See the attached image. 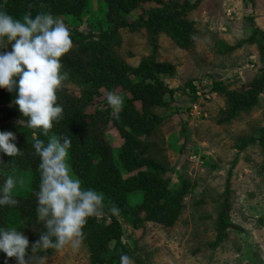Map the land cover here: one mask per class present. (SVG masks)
<instances>
[{
	"label": "trees",
	"instance_id": "1",
	"mask_svg": "<svg viewBox=\"0 0 264 264\" xmlns=\"http://www.w3.org/2000/svg\"><path fill=\"white\" fill-rule=\"evenodd\" d=\"M91 1L0 0V8L18 19L28 12L33 18L39 13H51L55 18L67 17L80 23L84 13L89 11ZM96 1L102 3L104 12V22L99 23L97 34L70 32L76 46L61 57V70L68 73L62 83L76 86L79 96H73L62 88L57 90V103L62 106L63 113L58 121L53 122L47 136L39 129L14 127L2 124L0 120V131L13 132L16 146L21 149L13 157L0 153V161L3 162L0 163V185L9 175L15 178L18 172H22L30 174L31 188L27 196L13 195L18 201L15 206L0 207V227H5L10 214L15 215L18 230L28 237L31 245L39 239L40 232L45 231L43 224L37 222L35 193L39 191L40 160L33 144L36 139L47 143L53 136H66L72 145L68 157L72 174L80 179L83 189H93L104 197V206L100 210L104 218L99 221L98 215L89 217L83 228L92 248V264H120V256L127 250L121 243L122 227L110 209L117 208L118 215L136 216L134 224L146 219L172 227L180 214L182 199L191 188L186 181L175 187L169 179L162 177V174L174 170L166 169L152 157L150 139L162 119L154 110H168L175 100V90L168 88L164 80L173 77L176 69L173 64L156 60L157 37L164 34L182 50L194 48L196 31L187 19V13L196 7L199 0L193 3L192 0ZM137 10L140 13L134 16ZM247 19L252 35L246 42L256 45L261 67L256 77L241 91L227 93L226 107L216 119L219 125L249 114L264 92V33L254 26L252 16ZM125 28L130 32L144 29L153 48L151 55L143 58L135 68L113 52L114 46L120 43V30ZM200 82L196 80L186 84L192 103L197 99L194 94L197 86L200 85L202 90L208 87ZM211 89L219 93L225 90L221 82H214ZM110 92L122 99L118 112L107 103ZM15 98V92L0 89V106L11 105L3 119L15 118L26 122L27 118L14 104ZM190 109L191 106L182 115L189 118ZM109 128L116 133L112 143L118 141L119 146L109 142ZM236 143L238 151L257 144L264 153V113L263 126L257 135L237 138ZM235 164L234 161L229 174ZM230 192L227 179L217 218L216 238L208 244L211 248L223 241L227 230L236 228L230 220ZM109 247H113L111 253ZM54 251L49 249L41 251V254L48 256ZM0 264H4L1 255Z\"/></svg>",
	"mask_w": 264,
	"mask_h": 264
},
{
	"label": "rangeland",
	"instance_id": "2",
	"mask_svg": "<svg viewBox=\"0 0 264 264\" xmlns=\"http://www.w3.org/2000/svg\"><path fill=\"white\" fill-rule=\"evenodd\" d=\"M102 8V3L92 0L80 23L67 17L58 19L69 32L97 34L99 23L104 22ZM139 13L137 10L134 16ZM248 16H252L254 26L264 33V0H252V3L199 0L187 13L196 31L194 48L182 50L164 34L157 37L156 60L173 64L176 69L173 77L164 80L168 88L175 90V100L168 110H154L162 119L150 139L152 157L166 169L174 170L162 174L173 186L180 187L186 181L191 188L182 199L180 214L172 227L146 219L134 224L136 216L115 214L122 227L121 243L127 250L122 255H127L131 264H264V153L257 144L248 145L243 151L235 149L237 138L254 137L263 126L264 92L249 114L226 125L216 123L220 111L226 107L227 93L241 91L261 67L256 45L246 42L252 35ZM119 34L120 43L113 52L130 67H137L143 58L151 55L153 48L144 29L130 32L125 28ZM7 51H11V45ZM196 80L208 86L207 97L195 102L197 112L206 115L202 121L199 117L193 119L198 115L195 113L189 116L193 120L182 115L189 106H194L186 84ZM214 82H221L225 90L212 91ZM59 88L79 96V89L72 84L62 83ZM10 106H0L2 124L30 129L18 119H3ZM115 136L109 128V142ZM112 144L119 146L118 141ZM234 161L236 164L229 174ZM14 179L13 195L27 196L31 191L30 174L18 172ZM227 179L231 191L230 220L236 228L227 230L223 241L211 248L208 244L216 238ZM97 218L101 221L104 216L99 214ZM4 224L5 229L18 230L13 214ZM112 249L109 247L110 253ZM0 255L8 264H16L14 257ZM32 255L29 243L26 259ZM92 259L89 237H84L77 251L66 247L48 256L38 251L30 264H92Z\"/></svg>",
	"mask_w": 264,
	"mask_h": 264
},
{
	"label": "clouds",
	"instance_id": "3",
	"mask_svg": "<svg viewBox=\"0 0 264 264\" xmlns=\"http://www.w3.org/2000/svg\"><path fill=\"white\" fill-rule=\"evenodd\" d=\"M9 45L11 51H7ZM71 47L68 28L51 13H39L33 18L28 12L18 19L0 8V89L15 92L14 104L27 118V126L39 129L45 136L63 113L56 92L67 79L68 73L61 70V57ZM198 93L202 98L207 97L200 85L194 93L197 99L200 98ZM107 103L118 112L122 100L110 92ZM191 111L192 108L189 115ZM196 117L202 121L206 115L199 114L193 119ZM15 141L13 132L0 131V153L9 157L18 155L21 149ZM71 146L66 136H53L47 143L36 139L33 144L40 160L39 191L35 193L37 222L43 224L45 231L40 232L39 239L31 245L32 257L38 251L49 249L58 252L70 247L77 251L84 241L83 228L88 218L99 215L104 206L102 194L83 189L80 179L71 174L68 164ZM15 185L16 180L11 175L0 185V207L18 203L13 196ZM110 211L116 214L119 210L113 207ZM28 248L29 239L23 232L0 227V253L6 258L14 257L16 264H30L32 257L26 259ZM4 264H8L7 259ZM120 264H131L130 258L121 255Z\"/></svg>",
	"mask_w": 264,
	"mask_h": 264
},
{
	"label": "built area",
	"instance_id": "4",
	"mask_svg": "<svg viewBox=\"0 0 264 264\" xmlns=\"http://www.w3.org/2000/svg\"><path fill=\"white\" fill-rule=\"evenodd\" d=\"M198 96L201 97V96H200V93H198ZM201 98H202V97H201ZM196 108H197L196 105H194V106L192 107L191 114H192V113H195V114H198V115H199V112H197V109H196ZM198 115H197V116H198Z\"/></svg>",
	"mask_w": 264,
	"mask_h": 264
}]
</instances>
